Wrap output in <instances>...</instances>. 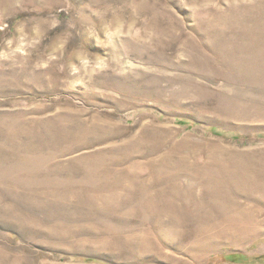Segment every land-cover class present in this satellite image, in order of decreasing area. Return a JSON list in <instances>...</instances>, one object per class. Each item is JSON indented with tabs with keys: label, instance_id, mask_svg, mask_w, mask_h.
Wrapping results in <instances>:
<instances>
[{
	"label": "rangeland",
	"instance_id": "374dc122",
	"mask_svg": "<svg viewBox=\"0 0 264 264\" xmlns=\"http://www.w3.org/2000/svg\"><path fill=\"white\" fill-rule=\"evenodd\" d=\"M262 256L264 0H0V264Z\"/></svg>",
	"mask_w": 264,
	"mask_h": 264
},
{
	"label": "trees",
	"instance_id": "16d2710c",
	"mask_svg": "<svg viewBox=\"0 0 264 264\" xmlns=\"http://www.w3.org/2000/svg\"><path fill=\"white\" fill-rule=\"evenodd\" d=\"M180 121L183 122V123L185 122L183 120H180ZM226 258L229 259V260H232V261H252V260L259 259V257L251 259L245 254H228V255H226ZM262 258H264V256H262Z\"/></svg>",
	"mask_w": 264,
	"mask_h": 264
}]
</instances>
